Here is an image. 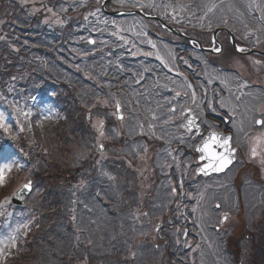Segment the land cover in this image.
<instances>
[{
	"label": "trees",
	"instance_id": "1",
	"mask_svg": "<svg viewBox=\"0 0 264 264\" xmlns=\"http://www.w3.org/2000/svg\"><path fill=\"white\" fill-rule=\"evenodd\" d=\"M71 1L62 0L64 7ZM205 1L140 0V3L143 2V9L151 13L155 12V7L163 8L170 4L197 6L196 11L200 12ZM48 2L54 3V0ZM81 5V1L75 3V6ZM28 7L30 5L22 6L19 0H0L1 103L14 97L23 104L27 102V111H38L48 101L51 110L43 116L44 119H40L41 122L38 123L36 117L31 120L27 129L7 123L1 127L3 121L0 120V149L15 146L21 156L10 170L7 187L0 192V197L9 196L32 178L34 195L36 193L41 203L46 200L54 203L49 215H57V218L49 219L48 223H43L30 234L23 247L20 246L23 249L20 256L4 264L75 263L80 256L85 258L83 253H89L88 247L84 246L88 239L79 244L70 220L62 215L63 208L70 207L78 195L79 190L72 186L81 178L77 172L83 166L88 167L86 173L98 167L97 134L92 122L106 117L105 128L112 131L113 102L116 98L125 101L129 91L127 87L133 82L132 77L129 81L122 74L131 62L124 58L117 62L112 60L105 70L103 64L110 51L105 50V46L97 48L88 42V36L96 32L94 27L99 26L97 22L102 20L100 12L92 22L87 19L84 30H81L80 23L85 24L84 9L78 13L68 9L58 24L47 22L48 13L44 10L35 11ZM95 7V1H88L86 13ZM36 95L39 96L37 103H30V98ZM12 108L13 101L8 102L9 111ZM107 148L114 157L111 143L108 142ZM118 153L123 154L122 151ZM116 162L123 167L121 173L126 177L125 161ZM94 179L96 176H91V180ZM66 193L67 202L57 203L58 197ZM29 203L32 206V200ZM51 220L53 225L50 227ZM251 241L253 252L246 263L264 264V228L256 236L252 235ZM65 248L69 253L64 251Z\"/></svg>",
	"mask_w": 264,
	"mask_h": 264
},
{
	"label": "rangeland",
	"instance_id": "2",
	"mask_svg": "<svg viewBox=\"0 0 264 264\" xmlns=\"http://www.w3.org/2000/svg\"><path fill=\"white\" fill-rule=\"evenodd\" d=\"M40 1L45 2V0H27V3L31 4L32 6L34 5V3L35 5L36 3L38 4V2ZM248 2L250 7L252 8L251 10L252 14L253 12L254 14H256L257 12L263 11L261 9L262 8L261 6H264V0H248ZM41 7L42 5L38 4V8ZM227 7L229 9L223 11H232V10L236 11L235 4H233L232 1H230L227 4ZM173 15H174L173 17L177 16L176 13ZM237 15L242 16L240 12H238ZM54 17H55V13L52 12V18ZM46 21L52 22L51 17L50 16L47 17ZM252 22H258V19H253ZM151 25L152 24H150L149 22L146 23L140 18H131V19L127 18L121 21L120 23H117L115 26L118 27L119 33L122 36L124 42L126 43L124 44L122 42L121 45L124 48L126 47L127 44H128L127 48L132 47L131 53L134 55V57L145 55L144 53L146 52L144 51V49L150 48L152 45L155 49L153 51L156 52L157 57L164 60L165 58L166 59L171 58L170 68L176 71L179 68L178 65H175V60L178 59L179 56H178V51L176 50L174 45L171 46L165 42L166 45L163 48L162 44L159 45L154 41L152 43L150 38L143 36L148 31L147 27ZM249 31H252L251 28H249ZM184 55H187V53H185ZM195 55L198 58L205 60L204 55L203 56L200 54H195ZM220 58H222V56ZM223 58L238 59L237 57H234L230 53H224ZM184 59L185 61L187 60V58ZM246 60L256 65H264V61H259L256 57L253 56L247 57ZM178 64H180V62ZM227 84L230 85L229 83ZM192 87L193 85L189 83L187 92L188 91L190 92L188 94L191 96L190 97L191 99L189 98L190 100L189 99H188L189 101L187 100L188 103L195 101L196 94L194 93ZM235 97L236 96L233 95H230L227 98L226 96H223L219 100L225 103L226 102L229 103L231 101V103H229V106H231L234 109L236 108L237 105ZM31 101L34 103L36 100L31 99ZM26 103L27 102L19 105L21 107L20 108L21 116L19 118H16L18 122L17 124L18 127L21 128L23 125V128L25 129H27L31 120H34L35 117H36V121L39 120L38 121L39 123L41 122L40 119H44L43 114L41 113L45 111H50V106H47V104L49 105L50 102H47L46 105L44 104L43 109L38 111L37 109L27 111L28 105H26ZM0 114L2 116V119L6 120L7 116L9 115V111L5 110L0 112ZM92 124L97 134V143L107 142V140L110 138V132L105 130L104 128L105 122H102L101 120L98 121L93 120ZM101 132L103 133V135H101ZM185 138L187 140L190 139L188 138V136H185ZM194 141L195 140L193 139V142ZM251 146L254 148L253 143L251 144ZM119 147H120V151L125 150V147L123 146H119ZM249 149L252 151V155L256 157V155L254 154L256 153L255 148L253 150L249 146ZM169 151L170 152H168L166 155L167 157L164 158V162L159 161L160 163L158 164V166L163 165V167L159 172L163 175H166L167 177L170 176V178L164 179V182H167L166 185H168L169 188V193L167 194L165 188L164 190H159L157 189V185H155V180H154L155 173L153 168L154 164L151 163L150 161L151 156H149V153H145L144 156L143 155L139 156L136 166H134V169L131 170L132 172L130 174H127L126 181L124 183H122L123 179H121L120 181L119 179L120 174L116 172L115 166L111 171L109 168H106L108 164L106 165L105 162H110L111 160V157H107L109 153H106V150L102 155H100L101 158L96 156V160H98L97 161L98 167L95 168L93 172L86 173L88 167L83 166V168L77 172V174L81 176V178L78 179V182L76 184L72 185L79 190L77 197L75 196L76 200H74L75 199L74 197L73 199L74 202L70 205V207H65V209L63 208L64 213L62 214L64 218L73 221V223L71 224L74 228L73 231L75 232L76 240L80 242L82 239L85 238L84 242H86L87 239H90V237L93 234L97 236L99 235L102 238L106 234L104 232H107L109 230L110 227L106 228L104 232L102 230L101 232L97 233L96 230H91V223L87 225H84L85 223H83L86 220V214L89 213L87 212L88 209L87 211L84 210V207L86 206L87 208H92L94 204H97L98 206L96 207L101 208L103 210L102 201H104V203L108 202L105 201L108 200L106 199V197L110 198L111 201L112 200L115 201V204H117L116 206L113 205L111 206V204L109 206L112 207L111 208L112 212H115L116 210L120 216L119 222H117V228L115 229L116 232L112 236L113 238L116 239V241H120L127 238V236L121 237V236H125L124 232L134 231L135 228H133L134 225L132 226V224L136 221L138 222L140 218L150 215V214L146 215L148 209L147 203L150 201V199H157L156 197H161V200L159 201L160 204L159 208L160 210H162L164 208L163 206H165L168 203L170 195H172L171 184L173 181L175 182V180H173L174 177L173 174H176V177L180 179V177H178L181 174L179 171L182 172V170L187 171L191 169V165L189 163L186 164V160L183 159V156L181 157L180 155L177 156V154H175L176 152H172L170 149ZM14 158H15V154L13 152H10L9 150L0 153V169L5 168V166H9L11 169L12 166L11 163L14 161ZM103 159H105L104 162H102ZM258 159H259L258 161L262 163V167L264 169V158H258ZM102 163L104 164L102 165ZM170 168L172 169L173 172H171ZM244 168L245 167H243V165L240 164L236 168L232 167L221 176L218 177L214 176V177H208L205 179L196 180L195 184L193 185V189H192L193 192L190 195L191 199L196 200L191 205L193 213L194 212L195 213L191 217H188L189 212H186V214H183V216L185 215L186 219L184 218V220H182L181 223H179V224L185 223L183 227L181 228L179 227L178 230L180 231L179 233H182L184 229L187 228L188 226L190 232L188 233L186 239L184 240V247L185 249H187V251H189L188 253L186 252L184 253V257H187L189 255L184 263L236 264L233 261V252L231 250L232 247L230 245V242L238 243L237 241L239 239L243 240L244 236H246L247 230L257 229V227H259L260 225L258 222H261L262 219L264 218V211L262 212L257 210V208L260 207L261 205L253 206L254 204L257 203V201L261 197L264 198V192L261 191L262 194L260 192H258L257 194L258 185L251 183V179L253 181V175L251 172L253 168L250 167V164L247 165L248 172L244 171ZM158 169L160 168L157 167L156 170ZM236 170L240 171L239 174L235 173ZM6 174H8V171L4 173L5 176H7ZM100 174H102L103 177L101 183L98 181L97 178L91 181V176L93 178L95 176L96 177L99 176ZM186 177H188V175ZM108 183L110 186L105 187L104 185ZM3 185H4V181L3 183H0V187ZM263 188L261 189L264 190ZM98 189L101 190L100 195H96L97 191H99ZM93 190H94V197H88L87 194H92ZM220 191L221 193H219ZM182 193L184 195H187V191L185 190H183ZM84 194L86 195V197H84ZM175 194H177V191L175 192ZM220 194L225 195L227 197L228 200L226 203L227 208L233 210L231 211L232 215L229 214L228 216L227 224L225 227L226 231L224 230L222 234L216 233L213 226L211 229V225L212 224L215 225V222L217 220V215H216L217 212L214 209V205H215V201L217 203L218 199L216 198L217 196H220ZM32 195L33 197H31ZM35 195L34 193H32L29 196V198L31 197L30 200H32V206L30 208L15 209V210L12 208V211L10 208H7L0 213V225L2 226L3 229L5 228V230L1 231L0 233V248L4 249L3 255L0 256L1 260H3L4 258H8L12 254L11 246L13 241L11 238L14 237L15 240L23 239L21 232L23 231L24 228L27 229V232L29 231L31 232L32 229L37 228L36 225L38 223L39 224L41 223L43 217H44L43 223H48L47 220L49 218L51 219V217L57 218V215H52V216L51 214L49 215V211L53 209L52 207L54 203H50L48 200L42 201L41 203L38 196ZM62 197L59 196L58 200L56 201L60 205L67 202V200L69 199L67 193L64 194V196ZM86 199H88L87 202L83 204L84 200ZM9 201L10 199L8 198L0 200V208H3L4 205L6 206L7 205L6 203H8ZM243 205L246 206L243 207L244 209L239 211V208ZM251 208L255 209L253 214L249 213V210L251 211ZM258 211L259 214L257 213L256 215V212ZM155 212H157L156 209ZM42 213H44L43 216ZM235 213L237 214V216H235ZM243 213H246V215L240 216ZM60 218L63 217L60 215ZM154 221H155L154 224L156 226L159 223V220H154ZM58 225L60 226V224ZM61 225L63 226V224ZM9 227H10V231L8 230ZM66 227L67 225L64 224V228ZM85 227H87V229H85ZM243 229L245 230L243 231ZM181 235L179 236V239H181ZM153 237L154 234H151V238ZM137 239H140V237H138ZM102 244L103 241H101L100 239L97 240V242H92L90 244L91 245L90 252L85 255V258L83 259L80 256V260L75 259V262H77V264H111L112 263L111 259L113 258L112 249L111 248L102 249ZM243 245H244V241L241 243V246ZM94 255H96L95 258Z\"/></svg>",
	"mask_w": 264,
	"mask_h": 264
},
{
	"label": "flooded vegetation",
	"instance_id": "3",
	"mask_svg": "<svg viewBox=\"0 0 264 264\" xmlns=\"http://www.w3.org/2000/svg\"><path fill=\"white\" fill-rule=\"evenodd\" d=\"M248 45V44H246ZM248 63V62H246ZM244 66V65H243ZM245 67V66H244ZM248 68L250 65L248 63ZM231 93L238 95L240 94L241 101L239 102V108L249 107V119L246 124L250 127L243 131L244 134H240L239 140H250L256 139L259 142H264V124L258 123V121H264V75L263 73L253 72L251 70H240L238 74L232 72L231 76ZM209 110H212L211 103L209 105ZM262 112V116H260ZM212 111L208 115V121L210 124L214 125L212 120ZM223 124H221L223 131H231L235 126L230 119L224 117ZM204 127V122L201 117L198 121ZM238 129V128H237ZM203 135V131L201 132Z\"/></svg>",
	"mask_w": 264,
	"mask_h": 264
},
{
	"label": "snow or ice",
	"instance_id": "4",
	"mask_svg": "<svg viewBox=\"0 0 264 264\" xmlns=\"http://www.w3.org/2000/svg\"><path fill=\"white\" fill-rule=\"evenodd\" d=\"M219 51V49H217ZM243 51V49H241ZM194 123L193 121H189V124ZM258 123L264 124V121H258ZM101 135L103 133L101 132ZM231 137H224L218 135L217 133H212L208 140L203 142V146L198 150L201 153H206V158L208 159L209 163L202 168L201 171H206L207 169H211L212 171H223L227 168L232 162L234 157V152L231 148ZM222 149L223 151H217L216 149ZM255 154V153H254ZM203 158V157H202ZM6 171H10L9 166H5V168L0 169V183L4 181V173ZM24 188L30 189L31 184L23 185ZM227 219V217H225ZM13 241L12 246L15 247V238H11ZM4 253V249L0 248V256Z\"/></svg>",
	"mask_w": 264,
	"mask_h": 264
},
{
	"label": "water",
	"instance_id": "5",
	"mask_svg": "<svg viewBox=\"0 0 264 264\" xmlns=\"http://www.w3.org/2000/svg\"><path fill=\"white\" fill-rule=\"evenodd\" d=\"M168 28L169 29H172L174 32H176V33H179V34H181V35H183L182 33H180L179 31H177V30H175V29H173V28H171V27H169L168 26ZM118 111L120 112V106H118ZM210 136H208L204 141H206V140H208V138H209ZM229 137V136H228ZM203 141V142H204ZM203 142H201L200 144H199V146H198V149L199 148H201L202 146H203ZM217 150V149H216ZM223 151V150H222ZM200 152V151H199ZM234 152V151H233ZM200 154H201V159H204V160H207V163L205 164V165H203L202 167H200L199 168V172H201V173H203V174H205V175H207V174H210V173H212V172H216V173H218L217 171H212L210 168L209 169H207L206 171H201V169L202 168H205V166L209 163V161H208V159L206 158V153H201L200 152ZM203 157V158H202ZM233 160H234V158H233ZM226 169V168H225ZM224 169V170H225ZM223 170V171H224ZM219 172H222V171H219ZM29 191H30V189H26V188H24V187H22L21 189H19L15 194H14V196H13V202L14 203H16V204H24L25 203V200H26V196H27V194L29 193Z\"/></svg>",
	"mask_w": 264,
	"mask_h": 264
}]
</instances>
